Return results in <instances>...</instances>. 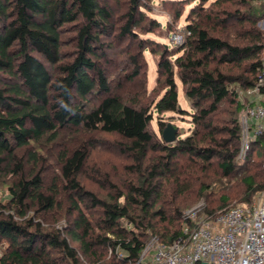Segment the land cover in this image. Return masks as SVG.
<instances>
[{
	"label": "trees",
	"instance_id": "obj_1",
	"mask_svg": "<svg viewBox=\"0 0 264 264\" xmlns=\"http://www.w3.org/2000/svg\"><path fill=\"white\" fill-rule=\"evenodd\" d=\"M195 1L191 34L167 45L146 36L172 38L184 1L163 0L172 16L163 26L152 0H0V264H142L152 241L183 234L214 170L242 189L206 203L209 215L264 190V137L239 157V93L263 65L264 0ZM177 79L191 113L179 107ZM167 113L191 116V134L177 127L167 144ZM101 135L124 160L110 169L92 159L108 143Z\"/></svg>",
	"mask_w": 264,
	"mask_h": 264
},
{
	"label": "built area",
	"instance_id": "obj_2",
	"mask_svg": "<svg viewBox=\"0 0 264 264\" xmlns=\"http://www.w3.org/2000/svg\"><path fill=\"white\" fill-rule=\"evenodd\" d=\"M188 31L173 34L181 45ZM243 105L240 119L244 159L254 141L264 137V59L257 81L240 91ZM183 234L172 244L154 240V264H264V190L251 207H232L209 215L201 208L185 212Z\"/></svg>",
	"mask_w": 264,
	"mask_h": 264
},
{
	"label": "rangeland",
	"instance_id": "obj_3",
	"mask_svg": "<svg viewBox=\"0 0 264 264\" xmlns=\"http://www.w3.org/2000/svg\"><path fill=\"white\" fill-rule=\"evenodd\" d=\"M175 1H184L185 2L184 14H183L181 20L179 21V27H178L179 31L184 32L185 28L187 27V17L189 16L191 9L194 8L196 5H198L199 2L195 1V0H175ZM212 1H216V0H212ZM162 4H163V0H152L153 13H150V15L157 18L158 21H160L163 26H166L167 23L170 21V18L172 16L170 15V12L168 10H166L165 6ZM257 26L261 31L264 32V18L258 22ZM175 28H177V26L174 27V30H175ZM74 35L75 34L73 32H70L69 34H67L65 36V40L68 41L69 39H72L74 37ZM146 37H150L151 39H154L156 41H159V42L167 44V45L173 44V35H172V38L171 37L170 38H158V36L156 34H150ZM68 43H69V41H68ZM71 45H72V43H71ZM68 50L71 51V48H67V51ZM110 53L112 55L111 58H113L115 61L119 60L120 65L123 66V60L122 59H124L123 57H125V56H120L119 55L120 52H116V51H113ZM145 59H146L147 64H148L147 86H148L149 92H151L154 89V87L156 86V79L158 76V74H157V58L151 52L148 51L145 53ZM262 59H264V52L262 53ZM178 90H179V104H180L179 107H180V109H183L184 111H187L188 113H191L192 109L190 107V104H189L186 96H185L183 85L179 80H178ZM159 120L160 119L156 114L155 119L152 123V129L158 135H160V130H159V126H158ZM163 121L168 122V123H172L176 127H178L180 130V133H182L181 138H186L187 136H189L191 134L192 129H193V125L191 122V116H189V115L183 116L180 114L167 113V114L163 115ZM100 139H102L105 143L106 142H108V143L107 144L104 143L105 146H101L100 148H98L93 153L92 159L97 161V162H95V164H98L99 162H108V164L110 166L109 169H110L111 166L116 165V163H118V164L122 163V161H124L123 158L121 156H119V154L116 152V150L112 144V140L114 139V137L109 136V135H101ZM93 160L91 161L90 167H89V169H91V170H94L97 168V166L93 163ZM50 165L52 167V170H55L56 166L52 161L50 162ZM88 186L90 188L96 189V186H94V185L88 184ZM241 189H242L241 183H239L238 181L223 179L222 177L219 178V176L216 174V171L214 170V181L210 185V187L207 189V193L204 194V198L201 195H200L202 197L201 199L200 198L197 199L198 197L194 196L196 198L195 203L190 204L187 207L188 210H186L185 212L192 210V209H195V208H201V207L204 211V209L206 207V203H208V205L210 206L211 203L214 202V207H217L218 205H220L219 199H221L222 196L225 195V196L233 197L234 195H236V192H240ZM260 192H258L255 195L252 204L244 203L242 201V197H240L237 200H235V199L229 200L227 206L231 205L233 207H244V206L251 207L255 203L256 198L258 197ZM3 193H4L3 194L4 196H7L6 188L3 189ZM208 196L210 198L208 200H206V198ZM152 242L150 243L149 247L144 251L139 263L142 262V264H154L155 252L153 251L154 247L151 246Z\"/></svg>",
	"mask_w": 264,
	"mask_h": 264
},
{
	"label": "water",
	"instance_id": "obj_4",
	"mask_svg": "<svg viewBox=\"0 0 264 264\" xmlns=\"http://www.w3.org/2000/svg\"><path fill=\"white\" fill-rule=\"evenodd\" d=\"M163 140L167 143V144H172L177 142L178 140V128L172 124L169 123L168 126L166 127V129L163 131Z\"/></svg>",
	"mask_w": 264,
	"mask_h": 264
}]
</instances>
